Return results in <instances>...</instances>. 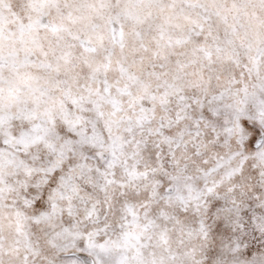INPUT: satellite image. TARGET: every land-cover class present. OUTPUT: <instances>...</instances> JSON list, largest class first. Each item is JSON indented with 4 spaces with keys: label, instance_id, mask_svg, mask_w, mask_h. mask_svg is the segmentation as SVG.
<instances>
[{
    "label": "snow or ice",
    "instance_id": "6c2138e0",
    "mask_svg": "<svg viewBox=\"0 0 264 264\" xmlns=\"http://www.w3.org/2000/svg\"><path fill=\"white\" fill-rule=\"evenodd\" d=\"M0 264H264V0H0Z\"/></svg>",
    "mask_w": 264,
    "mask_h": 264
}]
</instances>
